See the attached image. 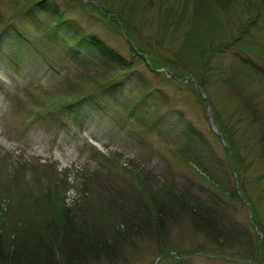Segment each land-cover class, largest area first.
<instances>
[{"label": "rangeland", "instance_id": "374dc122", "mask_svg": "<svg viewBox=\"0 0 264 264\" xmlns=\"http://www.w3.org/2000/svg\"><path fill=\"white\" fill-rule=\"evenodd\" d=\"M0 264H264V0H0Z\"/></svg>", "mask_w": 264, "mask_h": 264}, {"label": "trees", "instance_id": "16d2710c", "mask_svg": "<svg viewBox=\"0 0 264 264\" xmlns=\"http://www.w3.org/2000/svg\"><path fill=\"white\" fill-rule=\"evenodd\" d=\"M159 197H160V195H158ZM154 197V196H153ZM159 197L158 198H153L154 199V201H156V202H158V200H160L159 199ZM163 198H165V197H163L162 196V199ZM181 201H183V199H181ZM164 206V205H163ZM165 207V206H164ZM23 218V217H22ZM70 220H72L73 221V218H71ZM69 221H67V223H68ZM61 226H63V228H64V225H61ZM65 229V228H64ZM63 229V230H64ZM70 233H71V231H70ZM59 234L60 233H58L57 234V236H59ZM57 236H56V238L55 239H57ZM61 240H62V242L64 241H66V242H68V243H70V245H76V244H79L80 242H81V240H80V237H78V236H70V234H69V231H65V233L64 234H61ZM49 256V253L47 254V257ZM46 259H49V261H51V258H46ZM48 261V262H49ZM50 263V262H49Z\"/></svg>", "mask_w": 264, "mask_h": 264}]
</instances>
